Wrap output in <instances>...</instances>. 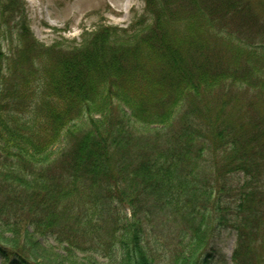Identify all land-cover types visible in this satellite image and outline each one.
Instances as JSON below:
<instances>
[{"label": "trees", "instance_id": "trees-1", "mask_svg": "<svg viewBox=\"0 0 264 264\" xmlns=\"http://www.w3.org/2000/svg\"><path fill=\"white\" fill-rule=\"evenodd\" d=\"M143 2L46 46L0 0L4 264H264V0Z\"/></svg>", "mask_w": 264, "mask_h": 264}, {"label": "rangeland", "instance_id": "rangeland-1", "mask_svg": "<svg viewBox=\"0 0 264 264\" xmlns=\"http://www.w3.org/2000/svg\"><path fill=\"white\" fill-rule=\"evenodd\" d=\"M28 26L34 38L48 46L62 39L78 44L82 34L93 31L102 23L108 26L126 28L135 14L144 10L143 0H23ZM15 38V37H14ZM4 47L7 46L3 42ZM235 185L239 178L235 180ZM126 221L130 210L119 208ZM127 218V219H126ZM44 249L55 247L51 240L41 241ZM39 242V243H40ZM236 232L219 228L209 240L206 264H231L235 247ZM63 257V252L54 251ZM0 264H4L0 256Z\"/></svg>", "mask_w": 264, "mask_h": 264}]
</instances>
